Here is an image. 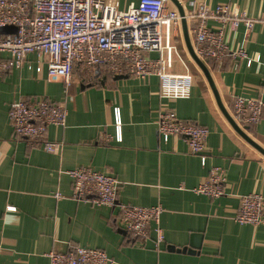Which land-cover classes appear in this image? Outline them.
I'll return each mask as SVG.
<instances>
[{"label": "crops", "instance_id": "obj_1", "mask_svg": "<svg viewBox=\"0 0 264 264\" xmlns=\"http://www.w3.org/2000/svg\"><path fill=\"white\" fill-rule=\"evenodd\" d=\"M117 1L119 8L127 9L140 0ZM177 1L185 14L201 4L212 9L228 3L260 17L264 7V0ZM186 20L193 44L199 20L190 16ZM206 25L223 29L228 45L259 57L251 64L230 56L206 61L221 105L231 113L236 95L264 101V23L257 22L250 30L241 24L233 30L210 18ZM176 45L172 70L183 72L185 61L194 75L187 97H163L157 75L120 78L102 68L67 86L49 80L45 66L37 71L36 53L27 56L23 67L0 74V264H50L51 250L67 251L75 245L104 250L113 260L109 264H264V222L242 224L235 219L242 195L264 196V153L225 116L188 52L182 22ZM9 56L0 53L2 58ZM42 97L61 102L68 110L65 125L48 128V139L61 144L54 152L18 137L9 117L18 99ZM163 107L208 127L205 163L184 137L159 136ZM117 111L122 120L119 140ZM245 131L264 149V111L261 120ZM78 166L115 176L117 203L97 206L73 198V178L67 170ZM215 166L224 169L226 193L216 198L196 193L193 188ZM56 192L64 196L57 198ZM121 203L161 205L165 240L157 246L154 231L145 240H133L118 219Z\"/></svg>", "mask_w": 264, "mask_h": 264}, {"label": "built area", "instance_id": "obj_2", "mask_svg": "<svg viewBox=\"0 0 264 264\" xmlns=\"http://www.w3.org/2000/svg\"><path fill=\"white\" fill-rule=\"evenodd\" d=\"M198 19L194 29L193 47L203 60H218L230 56L251 64L259 57H251L245 48H234L224 38V30L207 27L210 18L221 20L236 30L244 24L250 30L257 22L264 23V7L260 17H252L228 3L212 9L204 4L185 17ZM183 16L171 8L168 0H140L127 9L119 8L117 0H0V27L13 25L16 32H0V74L23 67L31 53L38 57L37 71L46 67L51 81H63L67 86L83 81L96 69L114 75L144 78L157 75L163 97H187L193 73L182 61L183 72L172 70L178 55L176 39ZM157 52V57L150 53ZM81 72V73H80ZM264 101L258 97L236 95L232 116L242 127L261 120ZM67 107L48 97L38 100L18 99L12 104L9 117L18 137L41 145L46 151H57L61 146L47 137L50 125H65ZM116 139H121L122 120L119 111L115 119ZM158 133L163 140L179 135L193 153L206 162L207 126L180 118L175 110L163 107L158 118ZM109 137L108 139H111ZM73 178L71 196L91 204L115 205L119 180L89 166L67 170ZM225 173L220 166L211 168L209 175L193 188L196 193L216 198L224 195ZM55 196H64L56 192ZM164 208L161 205L142 206L121 203L118 219L133 240H145L155 232L156 245L165 240L160 225ZM235 219L244 223L264 222V196L252 192L240 197ZM50 264H109L113 260L97 248L75 245L67 251L51 250Z\"/></svg>", "mask_w": 264, "mask_h": 264}, {"label": "water", "instance_id": "obj_3", "mask_svg": "<svg viewBox=\"0 0 264 264\" xmlns=\"http://www.w3.org/2000/svg\"><path fill=\"white\" fill-rule=\"evenodd\" d=\"M178 7L180 14L183 16L182 18V27H183V32H184V37L187 43V48H188V52L190 53L191 57L193 58V60L199 65V67L201 68V70L203 71V73L205 74V76L207 77L217 99H218V103L222 109V111L224 112L225 116L227 117V119L229 120V122L232 124V126L249 142L251 143L254 147H256L257 149H259L262 153H264V149L257 143L254 141V139H252L248 133L245 131V129L243 127H241L236 120L234 119V117L232 116V114L227 111L220 103L219 100V96H218V92L217 89L215 87L213 78L211 76V72L206 64V61L201 59L195 52L193 44L191 42L190 36H189V32H188V27H187V20L185 17V11L182 8V6L180 5V3L177 0H172ZM17 31V27L13 26V25H6L3 27H0V32L1 33H5V32H16ZM120 78L126 75H118ZM185 250V248L183 249Z\"/></svg>", "mask_w": 264, "mask_h": 264}, {"label": "rangeland", "instance_id": "obj_4", "mask_svg": "<svg viewBox=\"0 0 264 264\" xmlns=\"http://www.w3.org/2000/svg\"><path fill=\"white\" fill-rule=\"evenodd\" d=\"M242 127V126H241ZM244 129H246V127H243Z\"/></svg>", "mask_w": 264, "mask_h": 264}]
</instances>
